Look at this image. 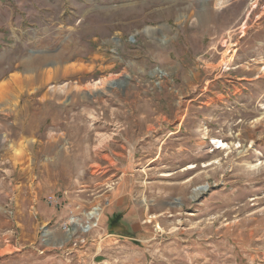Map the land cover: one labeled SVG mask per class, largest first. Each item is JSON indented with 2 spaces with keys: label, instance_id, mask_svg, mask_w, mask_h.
I'll list each match as a JSON object with an SVG mask.
<instances>
[{
  "label": "rangeland",
  "instance_id": "rangeland-1",
  "mask_svg": "<svg viewBox=\"0 0 264 264\" xmlns=\"http://www.w3.org/2000/svg\"><path fill=\"white\" fill-rule=\"evenodd\" d=\"M58 66L0 97V264H264V0H0V89Z\"/></svg>",
  "mask_w": 264,
  "mask_h": 264
},
{
  "label": "bare ground",
  "instance_id": "bare-ground-1",
  "mask_svg": "<svg viewBox=\"0 0 264 264\" xmlns=\"http://www.w3.org/2000/svg\"><path fill=\"white\" fill-rule=\"evenodd\" d=\"M37 43V42H36ZM73 50L74 49H72V51L70 50V51H68L67 53H61V56L59 55V58L61 59V60H64V59H66L68 56H70V57H73L74 55V52H73ZM76 50V49H75ZM74 50V51H75ZM77 53V52H76ZM75 53V54H76ZM71 55H73V56H71ZM36 58V57H35ZM58 58V59H59ZM30 60V59H29ZM33 60V59H32ZM48 60V59H47ZM46 60V61H47ZM34 61L35 62H33V61H31L30 62V65L31 64H33L35 67H37V66H39V65H41V63H43V61L45 62V60L43 59V58H36V59H34ZM25 62V61H24ZM64 62V61H63ZM24 64H26V63H24ZM23 64V65H24ZM28 65L27 66H30L29 65V63H27ZM32 66V65H31ZM26 67V66H25ZM42 67V66H41ZM67 67V66H66ZM32 68V67H31ZM71 69V68H70ZM74 70V69H73ZM44 71V70H43ZM36 72V71H35ZM67 72H68V68H65V70H64V67L62 68V67H56V68H54V70H52V71H46V73L45 72H42V73H40L39 71H37L34 75H21V77L20 76H17L18 78H12V79H14L15 80V82H16V84H14V86H12V84H8L7 86H5L4 88H2L1 87V89H0V97H2V98H5L6 100L8 99V100H10L11 98H12V96H13V93L15 92V89L17 90V87L18 86H21V84H25V83H30L32 80H38V79H60V78H62L61 76L62 75H64V74H67ZM70 72V71H69ZM45 75H46V77H45ZM68 75V74H67ZM16 76V75H15ZM12 77V76H11ZM44 77V78H43ZM67 77V76H66ZM49 80H47V81H49ZM46 82V81H45ZM6 83V82H5ZM9 83H11V82H9ZM6 85V84H5ZM3 86V85H2ZM11 87V88H10ZM28 88V87H27ZM16 93V92H15ZM25 107V106H24ZM207 188V186L206 185H204V186H201L200 188H198L199 189V191H203V190H205ZM198 191V190H197ZM99 216H100V212H99V208L98 207H95V208H93L90 212H88L87 213V217H88V219L90 220V219H92V218H94V217H97V218H99ZM95 223L96 222H93L92 224H88V225H86V226H84V231H86L88 228H90L91 227V225L93 226V225H95ZM76 231V228L73 230V232H75Z\"/></svg>",
  "mask_w": 264,
  "mask_h": 264
}]
</instances>
